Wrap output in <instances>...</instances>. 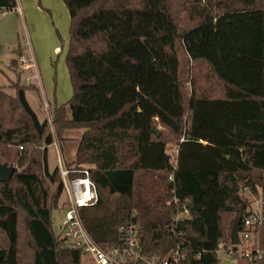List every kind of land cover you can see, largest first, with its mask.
<instances>
[{
  "label": "trees",
  "instance_id": "obj_1",
  "mask_svg": "<svg viewBox=\"0 0 264 264\" xmlns=\"http://www.w3.org/2000/svg\"><path fill=\"white\" fill-rule=\"evenodd\" d=\"M63 1L73 94L52 125L27 100L33 85L0 87V162L16 166L0 182V264H83V250L53 223L69 201L48 149L71 128L85 131L66 165L93 166L98 201L80 214L100 245H120L136 224L145 254L182 244L191 264H216L236 226L263 249V223L244 220L251 196L264 192V0ZM184 59L210 69L204 90L191 86V71L182 76ZM174 186L190 217L172 230Z\"/></svg>",
  "mask_w": 264,
  "mask_h": 264
},
{
  "label": "rangeland",
  "instance_id": "obj_2",
  "mask_svg": "<svg viewBox=\"0 0 264 264\" xmlns=\"http://www.w3.org/2000/svg\"><path fill=\"white\" fill-rule=\"evenodd\" d=\"M40 3L44 6L45 12L48 13L47 21H39L41 23V39L45 41L47 47L55 48L58 47L57 51L51 55L52 62L48 61L49 67L53 70L52 80L50 81L52 85L53 94H50L47 89V96L44 94L42 87L37 83V79H32V82H36L35 87L29 88L26 90V96L29 104L38 114L40 119H47L49 116L48 109L46 107V102L50 103L51 109L54 108L55 101L62 102L66 101L73 94V88L70 80L69 70L67 66V52L69 48V27H70V15L68 8L63 0H40ZM63 7V9L61 8ZM61 9L64 10L65 15L63 17ZM12 11H3L1 12V22H0V43L2 47L0 48V85L11 94H14L15 91L11 88L15 81H17V76L13 70L10 69L11 57L14 55L15 48L18 46V42H27V48L29 49L31 44L27 37V33L21 25V22L17 18L15 13H10ZM53 13V18L50 16ZM39 19V20H40ZM29 42V43H28ZM42 66V65H41ZM43 77L48 74L42 66ZM191 71V72H190ZM190 72V81L191 86L197 88L199 91L205 89L206 85L210 82L208 80L210 76V69L203 64H189L184 59L182 62V76H186ZM42 74V73H41ZM11 78L14 81H10ZM25 81V80H24ZM23 83V81L21 80ZM32 82L25 81V84H30ZM11 83V84H10ZM33 84V83H32ZM46 85V83H45ZM49 86L47 81V87ZM208 87V86H207ZM51 92V91H50ZM52 131L54 128L51 127ZM78 128L71 129L73 133H76ZM72 133V131H71ZM74 136L70 139L65 145L62 143L63 157L65 160H73L74 158V149L76 145V137ZM168 152L171 154L172 161H175L176 158V143H170L167 145ZM58 148L56 143H53L49 146L48 149V159L50 168H54L58 165ZM67 197L66 193H63L62 200H65ZM253 198V196H251ZM263 196L259 198V201H254L253 208L254 210L260 208V212L264 221V206H263ZM68 204H64L63 208L53 212V223L56 233H59L58 225L61 220L65 209ZM263 211V212H262ZM246 243L243 242L239 248H245ZM221 259L226 261L227 264H251L249 257L244 256L240 253L237 256H231L227 253L221 255ZM83 264H95L92 257L83 254L82 257Z\"/></svg>",
  "mask_w": 264,
  "mask_h": 264
},
{
  "label": "built area",
  "instance_id": "obj_3",
  "mask_svg": "<svg viewBox=\"0 0 264 264\" xmlns=\"http://www.w3.org/2000/svg\"><path fill=\"white\" fill-rule=\"evenodd\" d=\"M6 9L0 7L1 12ZM20 63L24 69L36 68L34 58L21 55ZM27 81L32 82L31 79ZM34 83V82H32ZM30 83V84H32ZM49 122L52 125V115L49 117ZM23 147L20 146V149ZM178 149L176 150L177 155ZM59 171L62 177L64 188L68 196V206L59 221V235L66 238L71 244L83 250V252L92 257L95 264H191L182 251V244H177L169 249L165 255L145 254L139 244V231L136 224L129 225L124 231L123 241L120 245L105 247L97 243L90 235L80 214V209L90 207L97 203L98 193L96 184L90 176V168L83 166L79 169L69 168L66 163L60 158ZM80 173L77 177H71V173ZM169 181L174 183V175L169 177ZM173 197L170 204L177 207L173 215L172 230H175L176 225L190 217V209L186 202L181 201L175 194V186L172 188ZM247 228H254L263 223V217L260 211H251L250 215L244 220ZM241 243L239 245L232 244L221 240L218 244L216 254L219 261L216 264H227L221 259L223 253L231 256H237L242 253L250 259L262 258L264 249H253L255 245L252 232L246 230L242 233L238 232ZM245 242L246 246L240 249L239 246ZM255 251V253H254Z\"/></svg>",
  "mask_w": 264,
  "mask_h": 264
},
{
  "label": "crops",
  "instance_id": "obj_4",
  "mask_svg": "<svg viewBox=\"0 0 264 264\" xmlns=\"http://www.w3.org/2000/svg\"><path fill=\"white\" fill-rule=\"evenodd\" d=\"M46 7L47 6H44L40 3V0H17V5H16L15 9L8 10V11H12L10 13L16 14L17 18L21 22V25H23V27L27 33V37H28L30 44H31L30 48L28 49L26 46L27 42H22V43L18 42V46L15 48L14 55L10 58L11 61H10L9 67L11 70H13L15 72L17 79H21L24 84H25V81H27V79H31V80L37 79V83L42 87L44 94L47 96V89H48V92L50 94H53V90H52L53 84H51V82H50L52 80L53 70L51 69V67H49L50 65H48L49 63H48L47 59L52 62L51 55H53L57 51L58 47H55V48L47 47L45 41L40 38L42 35H41V23L39 21H41V19H43V21H47V19L49 18L48 13H46L44 10V8H46ZM61 8L63 9V7H61ZM62 9H61V13L64 17L65 12ZM50 16L53 18L54 17L53 13ZM1 20L2 19L0 17V22H1ZM1 47H2V45L0 43V48ZM21 55H25L26 57H29V58H34L35 63H36V68L24 69L23 65L19 61V57ZM14 60L16 61V63L12 64V61H14ZM41 65L44 67V69L46 71L50 70L49 72H47L48 74L45 75V78L43 77V72H42L43 68ZM9 79L11 82L14 81L11 78H9ZM47 81L49 84L48 87H47ZM35 83L36 82L34 81L33 84H27L26 83V85H33L35 87V85H36ZM45 83H46V85H45ZM0 87H4V86L0 85ZM65 102L64 101H62V102L55 101L54 108L56 106H59V105L65 103ZM46 107L48 109V114H49L47 119L49 120V117H50V115H52V111L54 108L51 109L50 103L48 101L46 102ZM71 129H74V128H71ZM71 129H67L64 131L61 140L63 139V144L65 145L66 143H69L68 141L74 137L72 135H77V137L75 138L77 141H76V145H75V149H74L73 160H68V161L65 160L63 157V150H62L63 145L61 143V140L56 138L54 141V143H56L57 148H58V154H59L58 160L60 161V158H61L66 164H69V163H72L75 161L79 142H80V139H81V137L85 131V129H83V128H78L76 133H73V130H71ZM71 131H72V133H71ZM177 149H178V145H176V150ZM58 165H59V163H58ZM85 166H87L89 168L93 167V166H89V165H85ZM261 196H263V201H264V192H262V191H260L257 196H253L252 203H251V210L252 211H260L261 210L258 207L256 210L252 209L254 201H256V200L259 201V198ZM263 206H264V203H263ZM263 230H264V221H263ZM263 249H264V242H263Z\"/></svg>",
  "mask_w": 264,
  "mask_h": 264
},
{
  "label": "water",
  "instance_id": "obj_5",
  "mask_svg": "<svg viewBox=\"0 0 264 264\" xmlns=\"http://www.w3.org/2000/svg\"><path fill=\"white\" fill-rule=\"evenodd\" d=\"M16 166L15 165H8L7 163L0 162V182H8L12 177ZM250 212L245 214V217H248ZM231 241L234 245H239L241 243L240 237L238 235V229L234 226L231 230Z\"/></svg>",
  "mask_w": 264,
  "mask_h": 264
}]
</instances>
